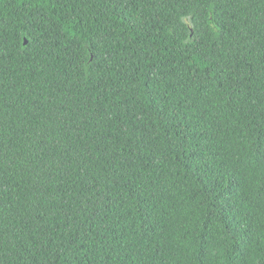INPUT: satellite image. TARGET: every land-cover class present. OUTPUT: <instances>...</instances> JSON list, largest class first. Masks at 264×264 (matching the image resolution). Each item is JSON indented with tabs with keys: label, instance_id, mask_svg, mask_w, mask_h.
<instances>
[{
	"label": "trees",
	"instance_id": "trees-1",
	"mask_svg": "<svg viewBox=\"0 0 264 264\" xmlns=\"http://www.w3.org/2000/svg\"><path fill=\"white\" fill-rule=\"evenodd\" d=\"M0 264H264V0H0Z\"/></svg>",
	"mask_w": 264,
	"mask_h": 264
}]
</instances>
